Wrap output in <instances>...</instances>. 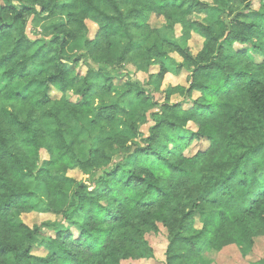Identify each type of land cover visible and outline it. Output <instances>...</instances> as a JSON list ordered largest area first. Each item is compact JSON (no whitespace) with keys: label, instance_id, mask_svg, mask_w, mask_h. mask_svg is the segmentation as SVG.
<instances>
[{"label":"trees","instance_id":"obj_1","mask_svg":"<svg viewBox=\"0 0 264 264\" xmlns=\"http://www.w3.org/2000/svg\"><path fill=\"white\" fill-rule=\"evenodd\" d=\"M258 1L3 0L0 264L150 258L146 234L160 224L166 264H218L231 245L251 253L264 237ZM192 33L204 40L196 54ZM184 71L188 85L159 101L166 75ZM196 139L208 147L188 155ZM26 213L57 219L30 226Z\"/></svg>","mask_w":264,"mask_h":264},{"label":"rangeland","instance_id":"obj_2","mask_svg":"<svg viewBox=\"0 0 264 264\" xmlns=\"http://www.w3.org/2000/svg\"><path fill=\"white\" fill-rule=\"evenodd\" d=\"M211 1V0H206ZM3 3V0H0V4ZM253 7L258 8L259 7V1L254 0ZM164 23L163 18L153 16L151 18V24L153 26H161ZM89 30H90V36L93 37L95 35V32L97 30V25L88 21L87 22ZM38 32H42V28H38ZM178 35L180 34V28L177 29ZM34 36V34H33ZM203 38L199 36L198 34L192 33V37L189 41L190 47L192 49V52L196 54L203 46ZM178 60L180 57L176 54H174ZM260 60V59H258ZM158 68L157 66L152 67L151 72L155 73L157 72ZM148 74L141 73L137 74L135 76V79L140 81H147L148 80ZM177 85H188V73L186 71L182 72L180 75H173V74H167L162 85H161V91L158 92V99L159 101L163 100V97L165 96V91L169 86H177ZM53 96H58L59 94L53 90L52 91ZM197 96V95H196ZM171 100L174 101H180L182 100L181 96L174 95L172 96ZM208 142L205 140H194L192 143L190 149L188 150V155H193L197 151L205 149L208 147ZM42 158L47 159L48 154L43 150L42 151ZM69 175L72 177H75L77 179H82V174L78 170H72L69 172ZM23 220L30 226H34L35 224H42L46 222H52L57 219V216L53 214H38V213H26L22 215ZM196 224L198 226L199 222L196 221ZM49 234H52L51 232ZM146 239L149 243V246L153 250V256L150 258H144V259H128L123 261V264H166V258H167V250L169 245V238H168V230L163 225L160 224L159 230L157 232H149L146 234ZM35 253L38 255H44L45 252L42 249H36ZM264 260V237H257L255 238V245L247 256H243L239 250V248L236 245H231L225 247L220 253L216 255V261L218 264H251L253 262H258Z\"/></svg>","mask_w":264,"mask_h":264}]
</instances>
